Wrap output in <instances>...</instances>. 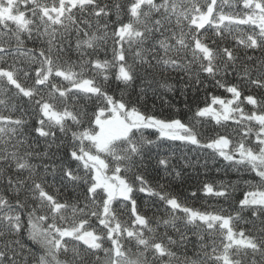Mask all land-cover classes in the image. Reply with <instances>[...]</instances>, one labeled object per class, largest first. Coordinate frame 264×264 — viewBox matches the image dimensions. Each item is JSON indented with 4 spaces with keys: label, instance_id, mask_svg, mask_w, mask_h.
<instances>
[{
    "label": "snow or ice",
    "instance_id": "1",
    "mask_svg": "<svg viewBox=\"0 0 264 264\" xmlns=\"http://www.w3.org/2000/svg\"><path fill=\"white\" fill-rule=\"evenodd\" d=\"M0 264H264V0H0Z\"/></svg>",
    "mask_w": 264,
    "mask_h": 264
},
{
    "label": "trees",
    "instance_id": "2",
    "mask_svg": "<svg viewBox=\"0 0 264 264\" xmlns=\"http://www.w3.org/2000/svg\"><path fill=\"white\" fill-rule=\"evenodd\" d=\"M214 177L217 178V179L219 178L217 176V174L214 171H212V172H209L207 176H204V175L199 176L198 178H196V181L198 182L199 180H204V179L211 180ZM179 183L180 182H177V184H179ZM189 186H193V187L195 186V183H194V181L192 179H189L187 181V183L184 184V186L179 189V192L182 193V194H184V195H186L187 194V191L186 190L189 188ZM189 203H194L197 207H199L200 204L203 203V201L196 202V201H191L190 200Z\"/></svg>",
    "mask_w": 264,
    "mask_h": 264
}]
</instances>
